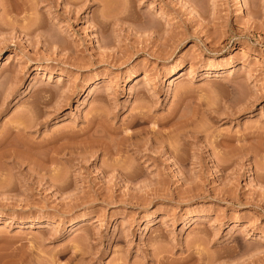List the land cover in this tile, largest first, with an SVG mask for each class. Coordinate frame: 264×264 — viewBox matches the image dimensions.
Returning a JSON list of instances; mask_svg holds the SVG:
<instances>
[{
  "label": "rangeland",
  "instance_id": "obj_1",
  "mask_svg": "<svg viewBox=\"0 0 264 264\" xmlns=\"http://www.w3.org/2000/svg\"><path fill=\"white\" fill-rule=\"evenodd\" d=\"M0 264H264V0H0Z\"/></svg>",
  "mask_w": 264,
  "mask_h": 264
},
{
  "label": "bare ground",
  "instance_id": "obj_2",
  "mask_svg": "<svg viewBox=\"0 0 264 264\" xmlns=\"http://www.w3.org/2000/svg\"><path fill=\"white\" fill-rule=\"evenodd\" d=\"M145 114H142V116L140 115V116H137V117H135L134 118V120L131 122V127H139V126H141L142 124H143V122H144V118H145V116H144ZM103 117L102 115H100V113H98L97 114V118H99V117ZM20 121V120H19ZM146 121V120H145ZM18 122V121H17ZM21 122H23V120L21 121ZM24 124V122L23 123H21V125H23ZM20 126V125H19ZM99 126V125H98ZM100 127H102L101 128V134H105L106 135V133H105V131L106 130H108V129H104V127H103V125L101 124L100 125ZM17 129H21L20 127H17ZM136 131L135 132H132L131 134H128V135H124L123 136V140H124V144H125V142H128V141H132V139H133V137H136L137 135H138V133H139V131L141 132L142 130H144V128H136L135 129ZM107 132V131H106ZM108 133H110V132H108ZM107 133V134H108ZM136 135V136H135ZM102 137V136H101ZM133 144V143H132ZM136 144V143H135ZM99 146H104V145H102V143L101 144H99ZM102 149V148H101ZM124 170V169H123ZM124 173H125V175H127V176H134V174H135V171H133V169H132V167L130 168V167H127V168H125V171H124Z\"/></svg>",
  "mask_w": 264,
  "mask_h": 264
}]
</instances>
